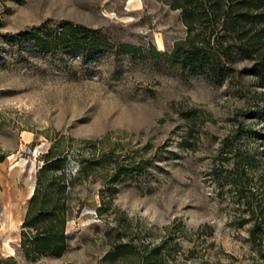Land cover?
Wrapping results in <instances>:
<instances>
[{
    "label": "rangeland",
    "instance_id": "374dc122",
    "mask_svg": "<svg viewBox=\"0 0 264 264\" xmlns=\"http://www.w3.org/2000/svg\"><path fill=\"white\" fill-rule=\"evenodd\" d=\"M187 32L166 0H0V208H21L51 150L73 180L62 254L27 253L2 215L0 264H102L163 239L167 264H264V86L245 60L216 84L169 59Z\"/></svg>",
    "mask_w": 264,
    "mask_h": 264
},
{
    "label": "trees",
    "instance_id": "16d2710c",
    "mask_svg": "<svg viewBox=\"0 0 264 264\" xmlns=\"http://www.w3.org/2000/svg\"><path fill=\"white\" fill-rule=\"evenodd\" d=\"M172 8L181 9L182 20L188 32L184 39L175 42L169 59L191 67H203L208 78L222 84L233 73V64L237 60L250 62L241 72L257 77L264 86V0H166ZM69 30L75 35L87 32L72 24H66L61 33ZM89 43L98 46L100 40L91 36ZM36 42L44 49L52 48L45 37H36ZM80 44L85 37L77 38ZM104 46H108L103 43ZM125 52L140 51L135 46H122ZM159 55V52H154ZM52 156L55 159H52ZM110 155L102 153L99 162H107ZM45 164L38 173L34 195L22 225V246L27 253L49 252L60 256L66 249V225L69 220L68 199L69 187L73 180L65 179V157L54 156L49 151ZM86 168L82 165V170ZM62 170L60 175H46L47 170ZM117 170V174H120ZM100 213L102 209H99ZM263 217L264 211L257 213ZM255 215V214H254ZM262 224L254 223L250 228L253 242L260 239ZM173 241L163 239L153 246H142L143 251L131 243L116 245L104 257L102 264H167L173 259ZM133 261L127 263V259Z\"/></svg>",
    "mask_w": 264,
    "mask_h": 264
},
{
    "label": "crops",
    "instance_id": "0c3cea01",
    "mask_svg": "<svg viewBox=\"0 0 264 264\" xmlns=\"http://www.w3.org/2000/svg\"><path fill=\"white\" fill-rule=\"evenodd\" d=\"M35 185H36V182H35ZM34 187V185H33ZM35 191V190H34ZM34 191L32 190V192L30 191V193H28L26 195V197L24 199H22V206L20 208V203H19V207H18V211L16 212H12V211H8V210H16L15 207L16 205H11V209L8 208L7 206L3 209V207L0 208V216H7V217H14V218H18L16 220V223L18 225V227H20V230H19V234H20V239H21V234H22V225L25 221V218H26V215H27V212H28V209H29V205H30V200L32 198V196L34 195ZM19 208H20V213H19Z\"/></svg>",
    "mask_w": 264,
    "mask_h": 264
},
{
    "label": "water",
    "instance_id": "95a60500",
    "mask_svg": "<svg viewBox=\"0 0 264 264\" xmlns=\"http://www.w3.org/2000/svg\"><path fill=\"white\" fill-rule=\"evenodd\" d=\"M35 190V186L33 187V191Z\"/></svg>",
    "mask_w": 264,
    "mask_h": 264
},
{
    "label": "bare ground",
    "instance_id": "6f19581e",
    "mask_svg": "<svg viewBox=\"0 0 264 264\" xmlns=\"http://www.w3.org/2000/svg\"><path fill=\"white\" fill-rule=\"evenodd\" d=\"M32 190H33V187H32V189H31V192H32Z\"/></svg>",
    "mask_w": 264,
    "mask_h": 264
}]
</instances>
